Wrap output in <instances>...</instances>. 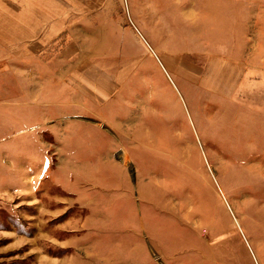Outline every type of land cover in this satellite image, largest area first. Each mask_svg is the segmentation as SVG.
Here are the masks:
<instances>
[{
  "label": "rangeland",
  "instance_id": "obj_1",
  "mask_svg": "<svg viewBox=\"0 0 264 264\" xmlns=\"http://www.w3.org/2000/svg\"><path fill=\"white\" fill-rule=\"evenodd\" d=\"M74 3L0 46V264H264V0Z\"/></svg>",
  "mask_w": 264,
  "mask_h": 264
},
{
  "label": "crops",
  "instance_id": "obj_2",
  "mask_svg": "<svg viewBox=\"0 0 264 264\" xmlns=\"http://www.w3.org/2000/svg\"><path fill=\"white\" fill-rule=\"evenodd\" d=\"M36 1L40 4L30 6L25 4L26 0H22L21 3L12 1L14 5L6 7L3 14L11 13V15H6V19L2 15L4 19L2 23L7 26V34L0 33V46H34L39 48H31V51L40 52L45 50L46 46H52L58 39L63 38L69 46L56 57L70 58L73 56L71 52L74 47V34L71 32L74 27V15L79 13L80 7L74 3V0H64L67 4H63V0H60L62 3L60 6L49 0ZM68 34L71 37L69 36L70 39L67 40L63 35ZM42 67L44 73L40 74L41 77L61 78V75L50 73L48 65ZM69 73L74 74V69Z\"/></svg>",
  "mask_w": 264,
  "mask_h": 264
}]
</instances>
